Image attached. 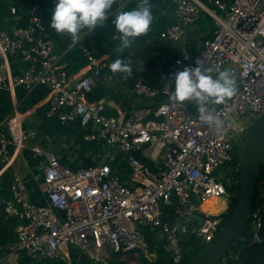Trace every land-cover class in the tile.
<instances>
[{
  "label": "built area",
  "instance_id": "obj_1",
  "mask_svg": "<svg viewBox=\"0 0 264 264\" xmlns=\"http://www.w3.org/2000/svg\"><path fill=\"white\" fill-rule=\"evenodd\" d=\"M127 1L115 0L108 16L115 18ZM167 1L173 7L171 25L158 39L179 54L161 76V88L141 81L132 86L134 97L152 104L127 113L113 107L115 116L106 104L86 100L101 79L102 58L80 45L86 67L68 74L64 53L45 34L37 8L28 11L24 25L11 22L0 31V93L14 99L21 90L29 98L45 89V117L64 127L78 125L85 132L81 142L101 150L94 166L71 169L41 145H30L38 134L24 126V115L12 112L0 121V176L10 173L0 212L17 223L15 241L0 248V264L17 255L70 264L65 253L70 249L96 264H142L145 236L155 240L168 264H183L184 243L206 246L223 227L232 197L228 188L235 181L234 176L226 180L221 168L239 170L233 166L234 147L246 127L264 115V0ZM16 15L10 8V16L19 19ZM205 18L214 26L211 36L193 44L190 35ZM197 62L213 69V75L230 70L237 82L231 99L210 106L219 130L200 120L194 101L170 98L174 74ZM24 150L45 159V204L31 202L24 181L12 170ZM116 155L124 166L114 162ZM211 199L219 201L216 214L202 208ZM245 229L250 234L246 238L243 232L225 259L237 261L245 244L259 242L258 211L251 212Z\"/></svg>",
  "mask_w": 264,
  "mask_h": 264
},
{
  "label": "crops",
  "instance_id": "obj_2",
  "mask_svg": "<svg viewBox=\"0 0 264 264\" xmlns=\"http://www.w3.org/2000/svg\"><path fill=\"white\" fill-rule=\"evenodd\" d=\"M128 2L129 0L127 1V3ZM126 6L127 4L125 5L122 11H125ZM171 13L172 11L170 12V14ZM19 15L26 16L21 14ZM20 16L16 15V17H18L19 19L12 16L6 19L3 22L2 30H7L11 22L12 24L16 22L17 25H24L21 24L22 20ZM108 17L109 16H107V18ZM202 26L204 27L205 32H211L214 28L211 21L206 18L202 19V21L198 23L196 32H192V34L190 35L193 44H195L201 38V36H206L202 31ZM90 31L91 30L87 29V32L85 34L89 33ZM150 44H152V42H148L147 46ZM160 45L162 47L158 45L152 49L151 57H153V59L157 60V57L162 58V52L165 53V58L167 57L166 54H169L172 58H175L179 54V52L176 51L175 47L164 45L163 43H160ZM120 50L121 46L116 48L109 55L99 57L102 58L105 68L102 71V76L98 82L97 88H95L92 92L93 98L96 97L97 99L93 100L91 103L106 104L108 107V114L111 116L116 115V112L115 110H113V107L117 108L122 112L127 113L132 109L147 106V104H152L150 101H145L143 99L136 98L132 95L131 88L129 86V80L126 79V74L120 76V73H113L110 70V65L114 62L113 60H111L110 57L114 54H118ZM147 60V56L143 58L139 56L135 61V66L132 67V71H134L136 74H149L150 71L147 69L146 65ZM161 64L162 62L157 63L154 67V70L158 74L161 73L163 75V73L165 74V72ZM62 66L65 68L66 64L62 63ZM73 67H77V64L73 65ZM79 71L80 69H78L75 73H72L71 75H76L79 73ZM109 77L111 78V81L108 80ZM44 99L36 105H31V103L29 102V98H26L21 90H17L15 92L14 99L10 98L8 93H0V106L8 110V115L12 112L24 115V126L26 128L37 131L38 134V139L35 142H31L30 145L37 143L41 145V147L45 151L56 154L59 157V160L63 166L69 167L71 169H75L78 166H85L83 162V157L88 161L91 160L93 163L97 162L101 150H99L92 144L81 143V128H79L78 130L76 125L64 127L61 126L56 120H50L45 117L46 106ZM86 100L89 102L87 97ZM161 100L162 98L157 99L158 102H160ZM221 104L214 105L212 107L216 108L219 107ZM9 151H11V149H9ZM114 158V162H116V164L124 166L122 156L116 155ZM44 165L45 159L43 157L34 158L28 150L22 151L13 164L12 170L16 172L24 181L25 186L30 195V200L34 204H45V200L41 194V172ZM2 198H0V203L2 202ZM247 234H250L249 231L247 232ZM146 238H149L150 240L147 241ZM145 245L146 247L143 253L141 254L142 264L144 262L148 264H153L159 260H161L163 263L165 262V264H168V261H165L164 252L161 248L156 246L155 240L153 238L145 236ZM65 253L69 258L70 264H96L93 261L89 260L85 255L72 249L66 251ZM5 264L55 263L36 262L30 260L29 258L23 255H17L13 257L12 260H7Z\"/></svg>",
  "mask_w": 264,
  "mask_h": 264
},
{
  "label": "trees",
  "instance_id": "obj_3",
  "mask_svg": "<svg viewBox=\"0 0 264 264\" xmlns=\"http://www.w3.org/2000/svg\"><path fill=\"white\" fill-rule=\"evenodd\" d=\"M142 0H129L127 3L126 9L131 10L137 7ZM56 3L45 2L44 0H1L0 1V31L3 27V22L10 17V8H14L16 10V14L22 12H28L32 9L38 7L39 11L50 12L52 14V10L54 9ZM152 15H153V22L150 26V30L145 35L135 38L132 45L128 49H121L118 54H114L111 56V60L115 61L116 59H124L126 60L131 68L135 66V61L137 58L146 57L148 58L146 65L147 69L150 71L149 74H136L132 71L131 75H127L126 79L129 80V86H132L137 82L141 81L142 83L148 85L151 88L159 89L161 88L163 81L161 80V73L158 74L154 67L157 63L162 62L161 66L165 73L168 72L170 64L173 58L166 54L167 57L165 58V53H161L162 58L153 59L151 57L152 49L155 46H161L158 41L159 34L162 30L169 27L171 25L170 20V12L172 11L173 7L167 0H150ZM114 6L112 5L111 9L109 10L108 15L113 11ZM163 13V15H162ZM22 22L21 24H25L28 20L26 16H20ZM42 24L45 27V34L54 40L56 47L60 50L61 53H64L62 63L66 64L65 70L68 74L75 73L78 69L82 70L86 67L87 61L85 56L82 54L79 46L85 45L93 54L96 56H105L109 55L112 51L116 48L120 47V43L118 39H114L115 29L112 21L114 20L113 17H108L103 23L97 25L94 29H92L89 33L87 29H84L79 36V40L76 44H73L71 39L62 34H57L54 29L50 27V19L45 17H40ZM202 31L206 35V37L211 36V32H205L204 27L202 26ZM148 42H152V44L147 46ZM162 47V46H161ZM171 57V58H170ZM77 64V67H73V65ZM164 74V73H163ZM124 74H120L122 76ZM93 92V91H92ZM89 93L87 95V99L89 102L96 100L97 98H93V94ZM46 96L45 89H37L33 93H31L29 97V102L31 105H36L41 102ZM8 115V110L2 108L0 106V121L3 120ZM77 129L79 130V126L76 125ZM81 133V131H80ZM85 132L82 130V133ZM234 161L233 166L239 165L238 162V151L237 148L234 147L233 153ZM83 162L85 166H94L91 160L88 161L83 157ZM1 168V167H0ZM260 179L258 190L254 204L252 207V212L258 211L259 219L261 222V229L259 231V242L258 243H247L245 244L239 252V258L237 261L227 260L226 264H264V165L261 166L259 171ZM10 178V173L5 172L3 175L0 176V198L6 197L5 189L8 187V180ZM235 183L231 185L228 190L231 193L232 197L228 205V213L224 217V222L230 218L233 213L234 207L236 205V201L239 195V173L236 172L234 175ZM1 206V203H0ZM16 221L14 220H4L3 217L0 216V248L5 247L13 243L16 239L14 230L16 227ZM242 235V234H241ZM149 241V238H146ZM238 240V239H237ZM236 240V241H237ZM184 260L183 264H191L192 258L194 255L202 248V246L198 245L196 242L192 241L184 243ZM235 250V249H234ZM227 257V256H226ZM114 264H120L119 262H115ZM143 264H148L144 262ZM153 264H165L161 260L153 263Z\"/></svg>",
  "mask_w": 264,
  "mask_h": 264
},
{
  "label": "clouds",
  "instance_id": "obj_4",
  "mask_svg": "<svg viewBox=\"0 0 264 264\" xmlns=\"http://www.w3.org/2000/svg\"><path fill=\"white\" fill-rule=\"evenodd\" d=\"M115 0H57L50 19V27L57 34L68 36L73 44L84 29L92 30L103 23ZM153 22L150 0H142L135 8L120 11L112 21L114 39L121 49H128L135 38L149 32ZM113 73L131 75L132 68L124 59H116L111 65ZM213 69L200 62L185 67L174 74L171 99L176 102L194 101L201 121L214 123L219 130L220 122L211 115L210 106L219 105L237 92V82L230 70L213 75Z\"/></svg>",
  "mask_w": 264,
  "mask_h": 264
},
{
  "label": "water",
  "instance_id": "obj_5",
  "mask_svg": "<svg viewBox=\"0 0 264 264\" xmlns=\"http://www.w3.org/2000/svg\"><path fill=\"white\" fill-rule=\"evenodd\" d=\"M20 14L28 16L29 12ZM34 14L48 19H51L52 15L50 12L39 11L38 7ZM236 148L239 170L237 171L235 167L227 169L230 174L239 173V195L233 213L215 239L210 244L203 246L194 255L191 264H222L231 246L250 221L255 195L258 191L259 171L264 156V115L246 127Z\"/></svg>",
  "mask_w": 264,
  "mask_h": 264
},
{
  "label": "bare ground",
  "instance_id": "obj_6",
  "mask_svg": "<svg viewBox=\"0 0 264 264\" xmlns=\"http://www.w3.org/2000/svg\"><path fill=\"white\" fill-rule=\"evenodd\" d=\"M219 201L217 200H209L203 206V210L208 211L211 214H216L220 210V206L218 205Z\"/></svg>",
  "mask_w": 264,
  "mask_h": 264
},
{
  "label": "rangeland",
  "instance_id": "obj_7",
  "mask_svg": "<svg viewBox=\"0 0 264 264\" xmlns=\"http://www.w3.org/2000/svg\"><path fill=\"white\" fill-rule=\"evenodd\" d=\"M80 137H81V135H80ZM82 143V142H81ZM104 153L106 154V155H109L108 153H106L105 151H104ZM226 169L227 168H221V171L222 172H225L226 171ZM244 232V236L247 238L248 237V234H247V232H245V230L243 231ZM226 260L227 259H224V262H223V264H226Z\"/></svg>",
  "mask_w": 264,
  "mask_h": 264
},
{
  "label": "flooded vegetation",
  "instance_id": "obj_8",
  "mask_svg": "<svg viewBox=\"0 0 264 264\" xmlns=\"http://www.w3.org/2000/svg\"><path fill=\"white\" fill-rule=\"evenodd\" d=\"M230 168V167H229ZM228 169V168H227ZM227 169H226V171L224 172V178L226 179V180H228V179H230L231 177H233L236 173H234V174H230V173H228L227 172Z\"/></svg>",
  "mask_w": 264,
  "mask_h": 264
}]
</instances>
